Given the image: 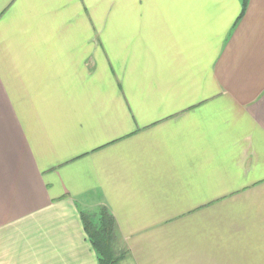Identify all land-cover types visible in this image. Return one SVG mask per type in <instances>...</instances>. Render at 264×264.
<instances>
[{
	"label": "crops",
	"instance_id": "obj_1",
	"mask_svg": "<svg viewBox=\"0 0 264 264\" xmlns=\"http://www.w3.org/2000/svg\"><path fill=\"white\" fill-rule=\"evenodd\" d=\"M0 0V264H264V0ZM124 264V263H122Z\"/></svg>",
	"mask_w": 264,
	"mask_h": 264
},
{
	"label": "trees",
	"instance_id": "obj_2",
	"mask_svg": "<svg viewBox=\"0 0 264 264\" xmlns=\"http://www.w3.org/2000/svg\"><path fill=\"white\" fill-rule=\"evenodd\" d=\"M247 1L241 0L242 10ZM80 217L99 264H122L127 261L128 251L117 246L115 221L106 207H100L92 214L81 213Z\"/></svg>",
	"mask_w": 264,
	"mask_h": 264
},
{
	"label": "rangeland",
	"instance_id": "obj_3",
	"mask_svg": "<svg viewBox=\"0 0 264 264\" xmlns=\"http://www.w3.org/2000/svg\"><path fill=\"white\" fill-rule=\"evenodd\" d=\"M125 264V262H123Z\"/></svg>",
	"mask_w": 264,
	"mask_h": 264
}]
</instances>
